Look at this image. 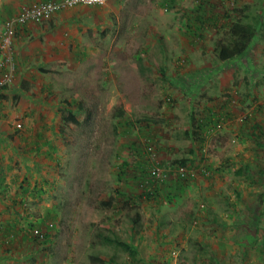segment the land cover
Returning <instances> with one entry per match:
<instances>
[{
  "label": "rangeland",
  "instance_id": "obj_1",
  "mask_svg": "<svg viewBox=\"0 0 264 264\" xmlns=\"http://www.w3.org/2000/svg\"><path fill=\"white\" fill-rule=\"evenodd\" d=\"M61 1L27 0L19 14ZM263 8L264 0L79 6L58 13L69 12L62 15L70 26H63V50L52 48L37 60L28 56L32 61L20 75L16 47L24 54L34 50L33 56L40 48L25 45L47 41V35L29 39L24 29L33 24L47 33L50 21L17 30L10 50L0 51L9 60L0 68V81H7L0 88V195L6 193L0 207L7 210L0 208V217H13L21 234L32 226L45 230V221L55 228L51 252L32 240L33 257L20 247L10 252L18 261L9 264H98L93 257L115 258V264H264ZM19 14L0 19V44L7 21ZM259 15L263 25L252 48L221 62L218 43L228 41L230 25L238 19L252 23ZM196 16L206 24L202 38ZM64 59L67 66L57 65ZM23 72L29 80L21 79ZM65 101L82 125L64 121ZM208 109L223 110L221 117L232 120L208 137L196 161L199 174L171 203L165 187L156 201L143 198L148 188L138 151L148 127L158 131L159 147L150 161L173 180L178 171L169 168L172 161L190 156L185 132L192 112L204 118ZM119 110L124 119L117 118ZM247 116L254 121L246 123ZM206 168L210 177L200 173ZM110 197L115 204L106 209L102 203ZM102 235L119 236L134 256L104 244ZM24 254L28 260L20 258Z\"/></svg>",
  "mask_w": 264,
  "mask_h": 264
},
{
  "label": "trees",
  "instance_id": "obj_2",
  "mask_svg": "<svg viewBox=\"0 0 264 264\" xmlns=\"http://www.w3.org/2000/svg\"><path fill=\"white\" fill-rule=\"evenodd\" d=\"M207 0H201L202 4H205ZM202 8V7H200ZM249 8V7H248ZM264 10V8H263ZM239 14H244L247 11V7H244L241 10H237ZM197 22L201 23V26H199L197 35L198 37L202 38L204 31L206 30V24L201 19H199L198 16H196ZM218 22L215 21L213 25H217ZM212 25V23H211ZM262 18H260V15L257 16L252 23H244L243 20L238 19L236 23H233L230 25V35L227 42L220 41L218 43L219 46V60L221 62H227V61H234L238 58L244 56L254 45V42L257 41V37L259 33L261 32V26H262ZM57 65L63 67L67 66V63H64L62 61H59ZM43 73H49V71L42 70ZM198 76V75H197ZM194 78V75H193ZM3 88V87H1ZM173 102V100L169 99V102ZM210 102H213L210 100ZM65 104L67 106V111L65 115L63 116V119L67 123H72L74 125L80 126L82 123L77 121L75 118L74 112L70 110L72 103L65 101ZM228 102H225L222 105V108H227ZM262 108V107H261ZM195 112V113H194ZM192 112L193 114L190 117L191 125L189 129L185 132V137L191 141V150H190V156L189 157H181L179 159H175L172 161V164L169 168L180 171L184 170L182 173L178 172V176L176 179L168 180L165 176H162L160 178L156 177L157 167L152 165V162L150 161L151 155H158L159 147L157 138L155 137V134L158 132L155 128L154 130L150 127H148L150 130L148 131V135L145 136V143L142 145L143 147L138 151L141 162L139 164L140 172L142 173L141 178L143 182H145L147 185L145 188H148V191L142 195L143 198L146 196L148 200L156 199L159 197V194L162 193V188L165 187L166 190V197L168 201L171 203L173 202L177 197L182 195L185 190V186L188 184H191L192 178H194L198 173V167H197V160H199L198 154L202 151L204 144L206 143L208 137L211 135V133L219 126L226 124L228 121L232 120V115L229 118L221 117L223 115V110L220 113H215L213 109H208L209 114L201 118L200 114H196V111ZM198 112V111H197ZM126 116V112L123 110H119L117 114V118L124 119ZM253 116H247L245 117L246 123H251V121H254L252 118ZM90 122L89 116H87L86 123ZM126 126H132L133 122L130 120L125 121ZM257 129L259 126L256 127ZM128 133V131H127ZM263 135V134H262ZM121 171H124V167H120ZM204 170H202L200 173H202ZM205 171H210V169H205ZM210 173V172H209ZM199 174V173H198ZM211 174V173H210ZM203 176L206 177L205 173L203 172ZM210 177V176H207ZM5 178L2 179L0 182V185L3 183ZM176 190V191H175ZM115 204V197H110V199L104 203H102V206H104L106 209H113ZM126 206L131 205L130 201H125ZM140 220V217L137 216L135 222L138 223ZM49 222V221H48ZM47 221L44 222L45 230L42 229L40 226H32L31 229H28L26 232L27 239L32 241H36L37 246H39V249L43 251H49L50 250V244L52 242V234L51 232L54 230L55 225H53V228H50L49 225L51 222L48 223ZM39 230L43 233L42 240L38 241L37 239H34L31 237L32 232L34 230ZM22 231V230H21ZM102 240L104 241V244L114 245L118 248H121L124 252L129 253L130 256H134V249L131 244L125 243L119 236L110 237L108 235H102ZM51 252V250H50ZM49 257L50 255H46ZM92 261L94 263L98 264H115L116 259L110 258V259H101L99 257H93Z\"/></svg>",
  "mask_w": 264,
  "mask_h": 264
},
{
  "label": "crops",
  "instance_id": "obj_3",
  "mask_svg": "<svg viewBox=\"0 0 264 264\" xmlns=\"http://www.w3.org/2000/svg\"><path fill=\"white\" fill-rule=\"evenodd\" d=\"M41 1H59V0H41ZM28 4H29V2H27V0H0V19H1V21L6 20L8 17H10L12 15L15 16V15L19 14V9L22 8L23 6L25 7ZM66 13H69V12H65V13H61L60 15L59 14L56 15L49 22V27L45 26V29L49 28L47 30L48 31L47 33L44 30H42L41 26H36L33 24H29L27 26V28L24 29L25 32L27 33V35L30 36L29 39H31L33 37H40L41 38L42 35H47L46 36L47 41L44 43H41L40 39L38 41L33 40L30 44L25 45L28 48H31L32 46L40 48L39 51L37 50V52H34L33 56H32V51H34V50H31V52L28 54H24V53H21L22 52L21 49H18L16 47V52L18 54L17 55V62H18V67H19V69H18L19 75L22 73L21 70L23 68H26L24 65L28 60H31V59L37 60L39 58V55L47 54L52 48L55 50V52L61 51L62 46L65 45V42L63 40L67 37V36L63 37L62 31L65 30L66 28L70 27V26H68L67 22H64V20L67 19V16L65 17V19L62 18V15L66 14ZM63 26H65V29L63 28ZM26 39H27V37L25 38V40ZM24 41L21 42L22 43L21 46H23V44L25 43ZM52 41H55V44L57 46L56 45L52 46L50 44ZM40 44L43 45L44 47H42ZM62 50H63V48H62ZM28 56L31 59L27 58ZM23 57H25L26 59H22ZM62 62L66 63L67 60L64 59ZM261 71H264V68H262ZM262 75L264 76L263 73H262ZM35 77L36 76L33 75V78H35ZM21 79L22 80H26V79L29 80L30 78L28 77V75L25 74V72H23ZM24 143L27 144L26 141H24ZM4 159L5 158H3V160ZM0 160H2L1 156H0ZM0 164L3 165V161H0ZM0 175H1L0 180L5 178L4 167L1 168ZM15 180H16V178L14 179V181ZM4 195H6V193H2L0 196L2 198H4ZM0 208L3 211L7 210L5 207H0ZM18 227L19 226H17L15 219H13V217L9 216V214L7 215V213L4 212L1 215V217H0V264H9V262L18 261L16 259L17 257L15 258V257L11 256L10 252L15 250V249H18L20 247H23L22 251L26 250V252H28L27 255H29L30 257H33L31 250H32L34 244L32 243V241L27 239L28 237L25 234H23V233L27 234V232L24 231L21 234ZM15 234H17L19 236L21 235L22 238H21L20 242L19 241L17 242V238H16ZM38 248H39V246H38ZM24 255L20 258H24V260H26L28 258V256L27 255L24 256ZM25 257H26V259H25Z\"/></svg>",
  "mask_w": 264,
  "mask_h": 264
},
{
  "label": "built area",
  "instance_id": "obj_4",
  "mask_svg": "<svg viewBox=\"0 0 264 264\" xmlns=\"http://www.w3.org/2000/svg\"><path fill=\"white\" fill-rule=\"evenodd\" d=\"M107 0H63L61 2H47L39 5H34L28 9H26L22 14L16 16V18L7 21L5 27V33L3 40L0 44V51L7 52L10 50L11 42L13 37L16 35L17 30L21 27L26 26L29 23H42L46 21H51V19L58 13L70 10L79 6H103L105 5ZM7 60V61H5ZM9 66V60L0 58V68L5 69ZM5 77H9L6 75ZM0 81V88L7 86V81ZM184 170H180L178 172H183ZM156 177H162L159 169H157ZM206 176H210L208 171H203ZM50 228H53V224L49 225ZM44 233V232H43ZM43 233L39 230H34L31 237L37 239L38 241L43 238ZM40 240V241H41Z\"/></svg>",
  "mask_w": 264,
  "mask_h": 264
}]
</instances>
